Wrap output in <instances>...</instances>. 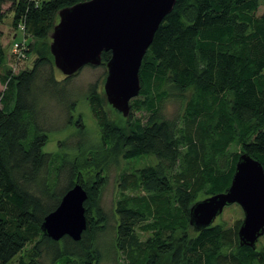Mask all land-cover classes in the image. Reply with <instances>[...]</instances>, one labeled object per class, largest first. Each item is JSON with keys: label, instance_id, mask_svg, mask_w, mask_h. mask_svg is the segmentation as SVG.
I'll use <instances>...</instances> for the list:
<instances>
[{"label": "trees", "instance_id": "trees-1", "mask_svg": "<svg viewBox=\"0 0 264 264\" xmlns=\"http://www.w3.org/2000/svg\"><path fill=\"white\" fill-rule=\"evenodd\" d=\"M82 1L87 0H0V7L8 4L0 22L12 13V26L22 34L14 40L25 42V54L31 44L41 43L31 67L0 72L5 85L0 92V264H8L33 239L32 252L17 264H39L44 251L60 264H99L98 240L107 229L99 205L104 177L86 185L77 159L44 151L47 133L40 122V92H56L67 102L60 85L77 73L55 78L50 34L58 11ZM261 2L176 0L142 58L140 90L128 115L117 111L122 128L103 131V144L110 130L121 141L124 159H155L125 176L137 194L115 202V244L125 252L126 264H165L164 258L168 264H223L226 258L229 264H264V245L253 249L236 240L227 249L221 224L194 231L189 223V209L200 194L229 187L239 154L248 153L264 169V12L256 14ZM2 35L0 30V67ZM110 56L103 51L100 65ZM174 95L182 110L167 118L163 104ZM88 99L98 103L94 93ZM71 108L73 103L69 116ZM75 183L87 192L86 229L78 241L52 240L41 230L43 218ZM138 226L151 233L144 242L136 236Z\"/></svg>", "mask_w": 264, "mask_h": 264}, {"label": "water", "instance_id": "water-1", "mask_svg": "<svg viewBox=\"0 0 264 264\" xmlns=\"http://www.w3.org/2000/svg\"><path fill=\"white\" fill-rule=\"evenodd\" d=\"M176 0H87L61 8L51 34L49 50L53 64L64 76L85 65L98 66L103 51H110L103 85L107 102L126 117L129 102L140 90L138 76L142 58L162 19ZM87 192L75 183L57 207L43 218L41 230L52 240L81 238L87 218ZM238 204L244 218L238 228L240 245L256 248L264 234V169L248 153L239 154L229 187L195 201L189 209L194 231L213 224L225 206Z\"/></svg>", "mask_w": 264, "mask_h": 264}, {"label": "rangeland", "instance_id": "rangeland-1", "mask_svg": "<svg viewBox=\"0 0 264 264\" xmlns=\"http://www.w3.org/2000/svg\"><path fill=\"white\" fill-rule=\"evenodd\" d=\"M7 6L8 4L1 5L0 14L7 10ZM263 12L264 3L261 2L256 14L260 15ZM11 22L12 13L8 12L0 22V30L3 33L1 43L5 55L4 63L0 67L2 74L9 70L12 73H17L19 70L31 67L38 55L37 47H41V43L31 44L29 53L25 54L27 55L25 59L16 64L12 54V44L15 38L21 40L22 34L15 31ZM30 42H32V38ZM54 72L57 80L62 81L65 77L56 68ZM106 75L107 69L104 65H85L82 67L66 83L60 85L65 88L62 95L68 99L67 102H61L60 94H56V92L51 93L45 90L40 92L39 105L42 107L40 122L47 133V141L43 147L44 151L60 152L66 158L77 159L81 166L83 183L86 185L95 176L104 177L105 183L100 192L99 205L106 214L107 229L100 235L98 240L99 264H126L125 252L117 249L115 244V202L122 196L137 194V190L129 188L131 179H125V176L129 177L136 168L153 164L155 159L152 157L133 160L124 159L122 157L121 141L111 132L112 130H110L109 141L107 144H103L101 137L103 131L107 127L110 129L113 127L122 128L120 123L123 121L121 114L118 113L119 111L117 112L116 109L112 108L106 100L103 90ZM4 87L5 85L0 83V92ZM93 89L94 92H92ZM92 93L98 98L97 104L89 102L88 97ZM177 98L178 96L174 95L165 100L162 110L165 117L176 118L181 113V99L178 98V100ZM71 103H73V109L71 108L72 114L69 116ZM97 109L101 110L102 114H97ZM103 111L105 115H103ZM141 114L140 112L134 113L135 116ZM79 121H81V127L78 124ZM231 148L238 151V149H234L236 146L232 145ZM199 196L200 199L205 198L202 194ZM94 212V210L90 212L92 217L95 214ZM243 218V211L236 203L225 206L222 213L216 216L213 223L221 224L227 231L225 243L227 249L231 248L238 240L237 231ZM150 235V232L144 231L139 226L136 227V236L140 241L144 242ZM33 242L34 239L8 264H17L18 259L21 257L27 258L32 252ZM262 245H264V234L257 241L258 247ZM228 259H224L222 263L229 264ZM38 261L39 264H60V262L53 260L47 251L41 254ZM164 262L168 264V259L164 258Z\"/></svg>", "mask_w": 264, "mask_h": 264}, {"label": "built area", "instance_id": "built-area-1", "mask_svg": "<svg viewBox=\"0 0 264 264\" xmlns=\"http://www.w3.org/2000/svg\"><path fill=\"white\" fill-rule=\"evenodd\" d=\"M25 42L24 41H14L12 44V54L14 55V62L16 64L20 63L22 59H25ZM15 68V67H14Z\"/></svg>", "mask_w": 264, "mask_h": 264}, {"label": "crops", "instance_id": "crops-1", "mask_svg": "<svg viewBox=\"0 0 264 264\" xmlns=\"http://www.w3.org/2000/svg\"><path fill=\"white\" fill-rule=\"evenodd\" d=\"M15 34V33H14ZM14 36V35H13Z\"/></svg>", "mask_w": 264, "mask_h": 264}]
</instances>
